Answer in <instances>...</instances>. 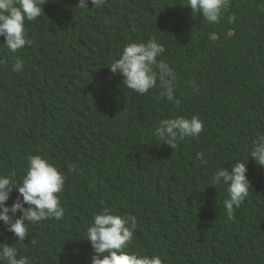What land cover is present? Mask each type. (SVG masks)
Here are the masks:
<instances>
[{
    "label": "trees",
    "instance_id": "16d2710c",
    "mask_svg": "<svg viewBox=\"0 0 264 264\" xmlns=\"http://www.w3.org/2000/svg\"><path fill=\"white\" fill-rule=\"evenodd\" d=\"M78 3L41 0L43 13L25 21L31 44L15 54L0 37V175L14 171L19 185L40 155L65 177L63 219L29 225L23 242L0 222V243L30 264H91L87 229L110 209L137 220L129 252L163 264H264V167L249 156L264 135V0H228L211 24L187 0ZM153 37L178 76L173 101L159 88L135 93L109 68L125 45ZM194 115L198 138L174 149L157 141L162 120ZM238 160L251 187L230 220L226 186L211 178Z\"/></svg>",
    "mask_w": 264,
    "mask_h": 264
},
{
    "label": "clouds",
    "instance_id": "9594fccd",
    "mask_svg": "<svg viewBox=\"0 0 264 264\" xmlns=\"http://www.w3.org/2000/svg\"><path fill=\"white\" fill-rule=\"evenodd\" d=\"M227 2L228 0H187L186 7L192 12L202 14L211 24L220 22ZM88 3L89 0H79L77 6L89 9ZM90 3L94 8H99L105 0H90ZM42 13L41 0H0V37H4V45L10 53L15 54L25 45L31 44L25 21H34ZM230 19L235 20V17ZM122 49L121 54H115L111 58L109 68L113 74L123 77V86L139 95L159 88L161 97L168 101L175 99L177 73L165 60L158 59L166 50L164 44L153 37L147 42L128 43ZM3 63L5 61L0 60V64ZM13 71H23L22 60L16 59ZM202 131L203 121L194 115L191 118L162 120L154 135L158 142L174 149L178 141L186 137L198 138ZM249 156L264 167V135H260L253 142ZM196 159L202 164H207L203 152L197 153ZM27 163L26 174L19 185L15 182L14 171L0 175V222H3L7 231L12 232L20 242L28 236L29 225L49 218L61 220L64 217V209L58 196L64 190V175L40 155L29 156ZM246 172V162L238 160L228 167H218L212 175L213 185L226 186L228 198L223 203L230 220L234 217V210L239 208L249 195L251 184ZM13 189L20 195L11 206H7L6 202ZM18 212L21 213L19 217L16 215ZM136 228L135 216L112 214L110 209L95 213L85 239L93 248L91 264H163L158 255H138L126 250ZM0 264H30V261L26 256H19L14 246L0 243Z\"/></svg>",
    "mask_w": 264,
    "mask_h": 264
}]
</instances>
